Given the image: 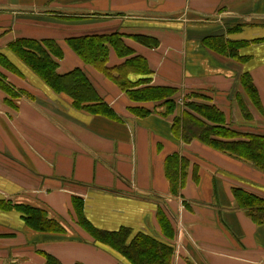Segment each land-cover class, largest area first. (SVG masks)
Segmentation results:
<instances>
[{
	"label": "crops",
	"instance_id": "obj_1",
	"mask_svg": "<svg viewBox=\"0 0 264 264\" xmlns=\"http://www.w3.org/2000/svg\"><path fill=\"white\" fill-rule=\"evenodd\" d=\"M115 32L146 59L151 86L177 88L172 113L160 102L132 101L70 56V37ZM220 35L238 43V57L202 43ZM23 38L55 40L63 52L57 72L82 69L117 118L75 109L68 95L52 91L10 49ZM0 52L20 72L0 66L17 92L0 88V200L12 204L0 210V264H46L44 254L61 264H130L78 224L73 197L99 230L128 228L170 244L171 264H264V222L234 197L237 188L264 201V171L173 130L189 95L200 93L197 100L219 108L227 126L264 136V0H0ZM122 61L109 48L107 65ZM246 72L259 108L242 85ZM135 105L151 113L139 117ZM173 154L186 162L177 193L165 171ZM16 204L44 208L64 231L31 229Z\"/></svg>",
	"mask_w": 264,
	"mask_h": 264
},
{
	"label": "trees",
	"instance_id": "obj_2",
	"mask_svg": "<svg viewBox=\"0 0 264 264\" xmlns=\"http://www.w3.org/2000/svg\"><path fill=\"white\" fill-rule=\"evenodd\" d=\"M133 37L150 48L158 45V40L151 36L137 34ZM67 43L85 64L92 66L113 81L132 101L137 103L160 102L165 105L166 113H172L176 108L177 88L151 86L149 84L150 69L146 59L135 55L133 50L124 43L121 34L115 32L73 36L67 39ZM202 43L223 55L239 56L236 45L238 43L227 42L222 35L205 37ZM9 47L52 91L68 95L75 109L85 111L90 115L117 118L114 110L98 94L82 69L75 68L63 75L57 72L58 60L63 57V52L55 40L23 38L15 40ZM109 48H112L117 56L123 59L120 64L107 65ZM0 66L20 73L11 60L1 52ZM241 82L248 96L259 108L260 100L248 72L242 74ZM0 88L11 97L17 96V92L6 83L2 72H0ZM189 96L193 99L185 101L182 114L174 119V133L184 142L196 139L215 150L251 162L255 167L264 171V136L235 131L226 125L224 114L219 108L214 104L197 100V98H205L204 95L192 93ZM130 110L139 117L151 113V109L144 106H131ZM185 163L184 159L181 160L174 154L166 158V176L174 193H177L182 185ZM234 197L237 204L245 208L246 213L256 223L264 222V201L262 199L237 188L234 189ZM72 203L78 224L95 241L116 250L130 264H171L173 247L170 244L158 241L141 232L134 234L128 228L111 232L99 230L85 218L81 200L73 197ZM14 206L31 229L51 233L64 231L61 223L49 217L44 208L24 204ZM11 208L12 204L0 200V210ZM44 256L46 264H61L52 255L44 254Z\"/></svg>",
	"mask_w": 264,
	"mask_h": 264
},
{
	"label": "rangeland",
	"instance_id": "obj_3",
	"mask_svg": "<svg viewBox=\"0 0 264 264\" xmlns=\"http://www.w3.org/2000/svg\"><path fill=\"white\" fill-rule=\"evenodd\" d=\"M72 18H73V17H71L70 20H71ZM70 28H71V27H70ZM130 42H132L133 44H136L133 40H130ZM70 56H72V57H74L76 60H78V61L80 62V65H81V66H85V65H84L85 63L82 61V59H79L80 57L78 58V57L75 55V53H74L71 49H70ZM112 56H114V57L116 58V56H115L113 53H112ZM82 62H83L84 64H83ZM81 66H80V67H81ZM72 67H75V65H73ZM88 68H90V67H88ZM8 71H9V70H8ZM1 72H2V71H1ZM10 72H12V71H10ZM16 74H17V73H16ZM3 75H4V74H3ZM4 78H5V76H4Z\"/></svg>",
	"mask_w": 264,
	"mask_h": 264
}]
</instances>
